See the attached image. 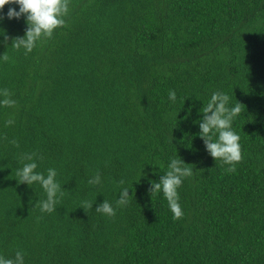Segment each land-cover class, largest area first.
<instances>
[{
  "label": "trees",
  "instance_id": "obj_1",
  "mask_svg": "<svg viewBox=\"0 0 264 264\" xmlns=\"http://www.w3.org/2000/svg\"><path fill=\"white\" fill-rule=\"evenodd\" d=\"M9 8L18 5L0 11V91L15 101L0 104V255L264 264V0H69L65 25L30 53L14 46L27 25ZM217 90L244 106L232 173L195 123ZM26 153L38 171L57 170L65 191L51 214L38 206L39 185L19 184ZM176 153L194 171L179 189V219L150 184ZM97 172L102 184H88ZM121 187L133 198L117 207ZM104 200L114 216L95 211Z\"/></svg>",
  "mask_w": 264,
  "mask_h": 264
},
{
  "label": "clouds",
  "instance_id": "obj_2",
  "mask_svg": "<svg viewBox=\"0 0 264 264\" xmlns=\"http://www.w3.org/2000/svg\"><path fill=\"white\" fill-rule=\"evenodd\" d=\"M7 4L18 5V10L16 8L8 9L7 18L19 20L23 17L27 25L25 35L13 40L15 41L14 46L24 49L26 53H30L42 37L50 38L57 28L64 26L65 18L69 13V0H0V11ZM0 95L5 97L0 100V104L12 106L15 103L9 97L7 90L0 91ZM168 98L175 102L176 92L169 90ZM235 101V103L232 102V97L227 92L221 90L212 92L200 109L202 119L195 122L199 126L198 135L204 141L207 152L215 161L227 165L225 171L229 173L236 171L235 165L242 159L241 137L235 131L233 122L241 114L243 105L236 99ZM7 123L10 125L13 121L9 120ZM22 159L24 161L22 167L16 169L19 184L39 185L45 193V198L37 202L38 206L42 212L53 213L56 211L59 197L65 191L57 179V170L48 168L46 174L38 171V158L35 153H26ZM167 169L159 182L150 181L151 196L162 192L173 217L179 219L184 215L179 189L184 180L191 177L194 171L193 167L186 164L177 153L173 158H170ZM102 182L99 172L88 180V184L92 186H100ZM120 184L123 185L124 181L121 180ZM129 190L128 187L120 188L116 200L117 207L127 206L133 198V195L129 194ZM90 207L92 208L93 205ZM95 211L107 216L116 214V208L107 200L98 205ZM0 264H25V253L23 250H17L13 258L0 255Z\"/></svg>",
  "mask_w": 264,
  "mask_h": 264
}]
</instances>
